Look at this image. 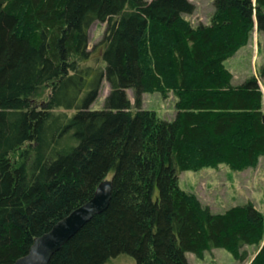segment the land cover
<instances>
[{
	"label": "trees",
	"instance_id": "trees-1",
	"mask_svg": "<svg viewBox=\"0 0 264 264\" xmlns=\"http://www.w3.org/2000/svg\"><path fill=\"white\" fill-rule=\"evenodd\" d=\"M195 11L191 0H0V264L26 256L106 179L109 207L50 264H190L188 252L215 248L245 262L246 246L262 244L254 204L214 213L179 175L264 156L261 85H235L224 65L264 34V0H214L199 26L185 16ZM95 22L107 28L90 49ZM105 79V106L93 110ZM155 92L175 94L173 119L143 107ZM250 264H264V245Z\"/></svg>",
	"mask_w": 264,
	"mask_h": 264
},
{
	"label": "rangeland",
	"instance_id": "rangeland-1",
	"mask_svg": "<svg viewBox=\"0 0 264 264\" xmlns=\"http://www.w3.org/2000/svg\"><path fill=\"white\" fill-rule=\"evenodd\" d=\"M152 1V0H146ZM196 5L193 14H186V18L194 26L209 24L214 13V0H191ZM107 28L105 22H95L89 31L90 49L101 41ZM95 62L102 65L98 49L94 50ZM225 67L233 74V83L238 85L246 79L256 78L264 93V34L255 30L249 43L241 47L235 54L227 58ZM110 86L105 79L98 99L91 105V109L99 110L105 106ZM50 88H43L35 98V103L42 106L47 101ZM129 98L135 102L133 90H128ZM177 98L173 92L164 96L159 92L145 93L143 107L156 111L161 118L173 119L176 115ZM264 104V100H263ZM264 111V109H263ZM179 185L187 192L196 194L204 205L211 207L214 213H224L231 207L252 203L264 213V156L257 166L235 169L229 164H219L215 167H205L200 170H187L179 175ZM260 246L249 245V259L240 262L225 248H215L206 253L204 258L188 252L190 264H250L258 254ZM108 264H135L129 257L112 259Z\"/></svg>",
	"mask_w": 264,
	"mask_h": 264
},
{
	"label": "water",
	"instance_id": "water-1",
	"mask_svg": "<svg viewBox=\"0 0 264 264\" xmlns=\"http://www.w3.org/2000/svg\"><path fill=\"white\" fill-rule=\"evenodd\" d=\"M112 193L113 181L111 179L102 181L94 196L88 202L55 224L49 232L37 237L29 253L13 264H50L55 253L74 237L93 217L104 212L109 207Z\"/></svg>",
	"mask_w": 264,
	"mask_h": 264
}]
</instances>
